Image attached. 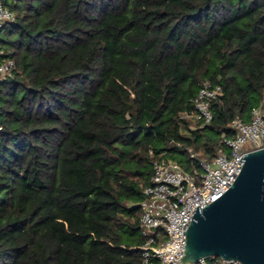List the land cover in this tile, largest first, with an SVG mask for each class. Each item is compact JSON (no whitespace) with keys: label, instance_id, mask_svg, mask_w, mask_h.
<instances>
[{"label":"trees","instance_id":"obj_1","mask_svg":"<svg viewBox=\"0 0 264 264\" xmlns=\"http://www.w3.org/2000/svg\"><path fill=\"white\" fill-rule=\"evenodd\" d=\"M6 4L0 264H144L153 161L190 168L189 147L212 160L232 120L264 102V0ZM206 79L223 93L202 125L184 113Z\"/></svg>","mask_w":264,"mask_h":264},{"label":"built area","instance_id":"obj_2","mask_svg":"<svg viewBox=\"0 0 264 264\" xmlns=\"http://www.w3.org/2000/svg\"><path fill=\"white\" fill-rule=\"evenodd\" d=\"M0 0V35L5 22L14 18V12ZM3 53L0 50V55ZM15 61L0 58V79L13 74ZM223 93V86L210 79L201 84L194 98V109L185 117L202 125L211 123L214 114L212 102ZM235 135L222 137L224 148L212 160L200 157L192 148L187 153L192 160L185 168L177 160L161 156L153 161V172L143 187L140 207V232L145 242L141 246L144 264H184L186 232L199 205L205 207L235 181L244 164L241 159L250 149L264 145V102L253 107L249 120L236 117L231 122ZM181 146L180 144H178ZM242 264L240 261H225ZM189 264H205V258Z\"/></svg>","mask_w":264,"mask_h":264},{"label":"water","instance_id":"obj_3","mask_svg":"<svg viewBox=\"0 0 264 264\" xmlns=\"http://www.w3.org/2000/svg\"><path fill=\"white\" fill-rule=\"evenodd\" d=\"M230 187L199 205L188 225L184 264L213 255L224 261L264 264V145L250 149Z\"/></svg>","mask_w":264,"mask_h":264},{"label":"rangeland","instance_id":"obj_4","mask_svg":"<svg viewBox=\"0 0 264 264\" xmlns=\"http://www.w3.org/2000/svg\"><path fill=\"white\" fill-rule=\"evenodd\" d=\"M175 158L176 159H185V158H187V155L185 153L179 152V153H176Z\"/></svg>","mask_w":264,"mask_h":264}]
</instances>
